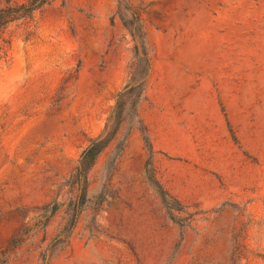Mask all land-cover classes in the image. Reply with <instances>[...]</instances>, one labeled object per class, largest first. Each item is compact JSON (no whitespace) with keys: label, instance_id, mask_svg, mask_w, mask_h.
I'll return each mask as SVG.
<instances>
[{"label":"rangeland","instance_id":"obj_1","mask_svg":"<svg viewBox=\"0 0 264 264\" xmlns=\"http://www.w3.org/2000/svg\"><path fill=\"white\" fill-rule=\"evenodd\" d=\"M131 10L152 151L127 121L82 202L80 153L134 63ZM0 264H264V0H52L3 28Z\"/></svg>","mask_w":264,"mask_h":264},{"label":"trees","instance_id":"obj_2","mask_svg":"<svg viewBox=\"0 0 264 264\" xmlns=\"http://www.w3.org/2000/svg\"><path fill=\"white\" fill-rule=\"evenodd\" d=\"M52 0H4L0 3V32L9 23L30 18L33 14L41 10ZM125 3L126 0H120ZM129 30L134 41V63L130 72V78L126 85L117 92L115 104L111 113L107 117L102 132L90 139L89 143L80 153L78 164L75 169L74 178L78 182L80 197L82 202L86 199L88 189V174L95 165L98 157L116 139L121 128L127 121L137 119L139 129L143 134L146 146L152 151V144L147 127L140 117L141 102L145 99L147 78L151 69V60L146 46V32L140 16L136 10H131L129 23H124ZM146 177L160 194L162 201L168 208L172 219L173 212L167 199L166 191L160 186L155 178V170L152 155L146 164Z\"/></svg>","mask_w":264,"mask_h":264}]
</instances>
